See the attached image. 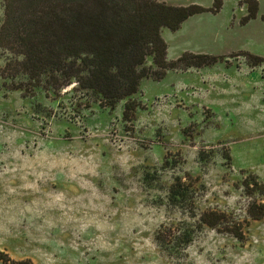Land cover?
Wrapping results in <instances>:
<instances>
[{"label":"rangeland","instance_id":"1","mask_svg":"<svg viewBox=\"0 0 264 264\" xmlns=\"http://www.w3.org/2000/svg\"><path fill=\"white\" fill-rule=\"evenodd\" d=\"M223 1L177 43L231 66L144 79L131 123L124 103L78 107L66 91L25 97L0 75L1 253L35 264H264V220L247 223L249 203L264 197L244 186L253 176L264 183V64L231 58L264 57V0L245 26V0ZM4 18L0 0V28ZM173 185L184 198L171 197ZM209 211L243 222L245 240L203 225Z\"/></svg>","mask_w":264,"mask_h":264},{"label":"trees","instance_id":"2","mask_svg":"<svg viewBox=\"0 0 264 264\" xmlns=\"http://www.w3.org/2000/svg\"><path fill=\"white\" fill-rule=\"evenodd\" d=\"M5 18L0 28V55L5 65L1 77L10 81V90H22L25 97L39 91L48 97L72 92L78 107L91 103L115 110L124 103L123 120L134 122L142 102L136 97L144 79L164 80L169 71L231 66L227 56L185 52L177 60L168 58L169 45L162 35L168 28L176 32L193 16L218 14L223 0L213 6L197 4L174 6L159 0H3ZM248 14L242 26L259 17L258 0H245ZM264 20V15L261 17ZM244 57L253 68L264 64V57L249 52ZM154 65H148L149 59ZM248 196L264 197V183L258 177L247 179ZM172 198H184L180 185L171 188ZM248 220H264V202L252 199ZM201 223L245 240L244 223L222 211H209ZM5 259H3V257ZM4 264H35L14 260L0 252Z\"/></svg>","mask_w":264,"mask_h":264},{"label":"crops","instance_id":"3","mask_svg":"<svg viewBox=\"0 0 264 264\" xmlns=\"http://www.w3.org/2000/svg\"><path fill=\"white\" fill-rule=\"evenodd\" d=\"M161 2L162 1H166L168 4L170 5H174V6H186V5H190V4H178V5H175L174 3L171 2V0H160ZM207 14V13H205ZM198 16H203V14H199V15H196V16H193L191 17L190 19H188L187 21H185L182 25V28L176 32H173L171 31L170 29L168 28H164L162 30V35L164 37V39L167 41L168 45H169V50H168V58L170 60H177L179 57H181L183 55L184 52L186 51H191V52H197V53H200V52H203L202 50H198L196 48H179L178 47V43H177V40L180 39L182 36H183V32H184V27L186 26V24H192L194 22V24L196 25L197 22H198ZM199 17V18H200ZM197 32H193V35H196Z\"/></svg>","mask_w":264,"mask_h":264}]
</instances>
